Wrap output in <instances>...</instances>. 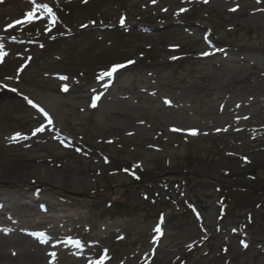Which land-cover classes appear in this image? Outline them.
I'll list each match as a JSON object with an SVG mask.
<instances>
[{"label": "rangeland", "instance_id": "rangeland-1", "mask_svg": "<svg viewBox=\"0 0 264 264\" xmlns=\"http://www.w3.org/2000/svg\"><path fill=\"white\" fill-rule=\"evenodd\" d=\"M39 2L7 31L33 4L0 2V230L45 264H264V0Z\"/></svg>", "mask_w": 264, "mask_h": 264}, {"label": "snow or ice", "instance_id": "snow-or-ice-1", "mask_svg": "<svg viewBox=\"0 0 264 264\" xmlns=\"http://www.w3.org/2000/svg\"><path fill=\"white\" fill-rule=\"evenodd\" d=\"M0 2H3V0H0ZM33 7L31 8V10L25 12L23 14V18L22 19H17L15 21H13L11 24H8L5 28V31L8 30V28H12L15 25H22V24H31L36 22L37 20H42V19H47L48 20V24L54 25L56 23V16L55 13L53 12L52 8L49 7V5L47 3H43V2H39V0H31ZM205 2H207V0H205ZM262 0H257V3H261ZM232 11H235L236 9H231ZM181 11H184V9H181ZM123 18H121V24H123ZM47 28V25H46ZM15 39V38H14ZM4 55H6V53H3L2 51H0V58H2ZM134 61H127L126 64H116L114 65L111 70L106 71L101 73V76L104 77H108L109 79L112 78L113 74L116 73L119 69L126 67L127 65L133 64ZM61 79H67L66 77H61ZM64 91H67V88L65 87L63 89ZM12 91H16V89H12ZM25 100H27V102L33 107V108H37L38 111H40L41 113H43V115L45 116V118L47 119V122L49 125L52 124V120L51 118L48 116V113L44 111L43 108H40L37 104L33 103L32 100H30L28 97H24ZM99 99V96H95L93 97V105L95 106L96 101ZM165 103H170V101H165ZM245 119H247V117H245ZM44 125H41L40 127H37L33 130V135H35L36 133L42 132L44 131ZM225 131L227 129H224ZM172 131H184L187 132L188 135H198V130L197 129H172ZM19 138H27V137H22V134L20 133H16L15 135H13L11 137L12 140H16ZM79 150V149H77ZM246 159V158H245ZM155 231L157 233H160V228L159 226H157L155 228ZM32 235L36 236L41 243H47L49 238H46V234L43 232L40 233H33ZM71 242V241H69ZM243 244V241L241 242ZM76 246L79 248L81 247L80 242L77 241L76 242ZM246 246V245H245ZM50 255L52 257H55V253H50ZM106 255H102L99 260H95V261H90L89 264H104V261L106 259Z\"/></svg>", "mask_w": 264, "mask_h": 264}, {"label": "bare ground", "instance_id": "bare-ground-1", "mask_svg": "<svg viewBox=\"0 0 264 264\" xmlns=\"http://www.w3.org/2000/svg\"><path fill=\"white\" fill-rule=\"evenodd\" d=\"M44 108L49 112L52 108L49 106L48 102L40 98ZM3 231H0V264H45V250H42V246L35 244L33 238L27 241V238L18 236L16 239L11 240L9 236ZM37 245V246H36ZM10 249V253H6V249ZM13 256L11 258L10 255ZM79 258L76 257L72 259L67 264H72Z\"/></svg>", "mask_w": 264, "mask_h": 264}]
</instances>
